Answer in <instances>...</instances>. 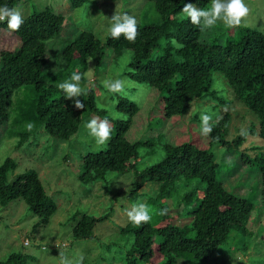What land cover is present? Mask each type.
<instances>
[{
  "label": "trees",
  "instance_id": "obj_1",
  "mask_svg": "<svg viewBox=\"0 0 264 264\" xmlns=\"http://www.w3.org/2000/svg\"><path fill=\"white\" fill-rule=\"evenodd\" d=\"M148 2L159 20L137 22L136 39L128 41L123 34L119 39L108 34L101 38L87 28H75L71 37L61 36L65 20L71 17L68 13L87 8L89 0H68L67 10L32 2L29 11L24 0H0V5L15 7L25 17L16 31L0 23V30L19 38L15 50L0 51V145L6 139L12 142L10 155L0 161V206L6 208L17 199L27 204L38 217L29 237L51 222L58 205L38 170L17 168L32 149L47 147L56 138L67 142V147H86L79 154L81 182L108 183L110 173L123 175L124 199L134 205L143 202L149 209L148 222L137 225L129 220L114 231L119 240L105 243L113 264H221L227 256L248 253L259 244L253 223L254 212L261 209L258 195L264 205V32L217 21L222 30L208 39L204 28L193 25L181 8L192 2L207 9L211 0ZM54 40L60 42L55 53L50 51ZM123 55L128 61L119 79L145 84L154 96L153 106L143 107L144 99L139 102L121 92L111 94V109L97 103L95 88L86 77L90 61L100 66ZM74 71L81 74L83 95L65 98L57 85ZM215 72L230 84L229 96L257 119L234 139H228L229 112L209 122L212 131L207 135L200 133L201 111L189 113L196 100L233 102L220 96ZM23 88L29 89L25 99L18 96ZM75 99L84 108L78 109ZM14 104L20 112L11 121ZM106 117L110 137L94 150L91 142L85 143L83 137L89 134L83 135L84 125ZM250 134L261 142L246 145ZM162 139L166 141L161 143ZM158 144L164 150L162 157L144 164L142 154L155 152ZM217 145L224 147L220 159L214 151ZM64 159L70 161L68 152ZM248 171L256 177L246 189L249 182L242 179ZM106 188L109 194L113 190ZM113 202L114 198L102 215L74 212L70 217L74 241L96 237V225L110 218ZM31 259L29 251L14 249L0 258V264H29ZM254 263L264 264V254L254 257Z\"/></svg>",
  "mask_w": 264,
  "mask_h": 264
},
{
  "label": "rangeland",
  "instance_id": "obj_2",
  "mask_svg": "<svg viewBox=\"0 0 264 264\" xmlns=\"http://www.w3.org/2000/svg\"><path fill=\"white\" fill-rule=\"evenodd\" d=\"M24 2L26 11L30 10L28 5L32 2L37 3L40 7L48 3L63 10H67L69 7L68 0H24ZM245 2L249 7V14L242 18L241 24L264 32V0H245ZM115 12L118 14L128 13L135 16L137 22H155L159 20L154 5L150 4L148 0H89L87 8L83 7L76 9L73 13H68V16L70 15L71 17L65 20L61 36L63 38L71 37L72 31L77 32L75 28H87L93 30L99 37L104 38L107 35L110 18ZM218 25L217 22L211 27H204L203 33L208 39L220 34L222 28ZM65 30H69V32L66 33ZM59 43V41L55 42L54 40L50 44V51L54 53L59 51ZM18 44L19 38L15 33L5 29L0 30V51L15 50ZM127 61L128 55H123L121 58L112 60L109 63H102L100 66H94V62L90 61V70L86 73V77L89 84H93L95 88L97 103L100 106L110 109L113 107L112 93L105 87L104 81L118 80ZM214 78L217 89L220 90V96H225V101L233 99V102L230 104L223 103L219 98L196 100L192 104L189 113H200V111H203L212 116L209 122L213 123L224 116L226 112H229L231 123L228 139H234L242 131L247 130L248 125L257 122V119L242 102L234 99L232 94L229 96L230 84L224 80V76L220 72H215ZM216 78L219 79V83H216ZM119 80L124 82L121 93L129 95L132 99L139 102L144 99L143 107L153 106L154 96L147 91L149 88L145 84L141 85L126 77ZM28 92L29 89L23 88L17 95L21 99L27 98ZM15 107L16 104L12 106L16 111L12 113L11 121H14L20 112ZM87 133L89 134L84 127L83 135ZM88 136L83 137L85 138V143L89 145V142H91L90 148L94 150L106 143L97 144L94 137L90 134ZM165 141L162 139L161 143ZM253 142L260 143L261 141L252 134L248 135L246 145H250ZM48 143L49 146L32 149L31 156L21 158L17 169L23 171L29 168H36L47 192L55 199L58 209L49 224L41 226L35 237H29L38 217L28 211L27 204L23 200L17 199L6 208L0 206V258H4L14 249H23L34 256V259H31L29 264H113L105 243L111 242L115 238L117 239L119 235L114 233V231L119 230V225H125L129 221L127 213L134 204L125 200L122 194L127 181L123 179V175L110 173L108 183L102 181L89 184L83 183L78 179V174L81 170L79 154L86 150V147L76 145L67 147V142L56 138L49 140ZM11 147L12 142L10 139H6V144L0 145V161L8 156L12 149ZM223 149L224 147L219 145L214 147L218 159L224 155ZM71 151H73V154ZM67 152L70 154V161L64 159ZM163 154L164 150L161 144H158L155 152L142 154L144 164L158 160ZM233 155H238V153ZM255 177L250 171L245 173L242 181L249 182L248 185H245L246 189L255 180ZM257 177L261 181L260 175H257ZM106 187L113 189L110 194L107 192ZM113 198V211L111 210L110 218L96 225L95 232L97 236L93 239L74 241L71 234L74 220L70 219L74 212L84 210L89 214L102 215L109 209ZM143 200H145V197H143ZM262 202V197L258 195L257 204H261V209L254 212L256 218H254L253 229L256 232L254 239L256 242L259 241V244H256V247L250 249L248 253L238 252L232 257L227 256L221 264H252L254 257H261L264 254V205ZM115 224L116 226H114ZM119 239L120 237L117 240ZM114 264H119V262Z\"/></svg>",
  "mask_w": 264,
  "mask_h": 264
},
{
  "label": "clouds",
  "instance_id": "obj_3",
  "mask_svg": "<svg viewBox=\"0 0 264 264\" xmlns=\"http://www.w3.org/2000/svg\"><path fill=\"white\" fill-rule=\"evenodd\" d=\"M181 11L193 25L201 28L211 27L217 21H221L230 27L241 23L242 18L249 14V7L245 0H211L210 7L207 9L195 7L192 2H184ZM4 22H6L9 30L16 31L24 24L25 17L17 8L8 7L7 4H4L0 5V23ZM107 34L113 39H119L123 34L126 40L135 41L137 36L136 17L128 13L118 14L115 12L110 18ZM173 43L175 44L176 41ZM80 80L81 74L74 71L69 79L60 82L57 87L64 92L65 98L79 97L83 95L79 85ZM104 85L110 93H116L122 91L124 82L119 79L116 81L105 80ZM74 103L78 109L84 108L81 100L75 99ZM199 119L201 121V135L209 134L212 131V125L209 123L212 116L201 112ZM84 127L95 138L97 144L106 142L110 137L111 129L107 117L103 120L92 118L85 123ZM127 214L129 220L137 225L151 219L149 209L142 202L134 205Z\"/></svg>",
  "mask_w": 264,
  "mask_h": 264
}]
</instances>
